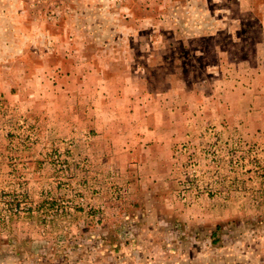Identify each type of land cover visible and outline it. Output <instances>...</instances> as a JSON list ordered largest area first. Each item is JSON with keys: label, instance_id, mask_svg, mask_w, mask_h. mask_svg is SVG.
Wrapping results in <instances>:
<instances>
[{"label": "rangeland", "instance_id": "1", "mask_svg": "<svg viewBox=\"0 0 264 264\" xmlns=\"http://www.w3.org/2000/svg\"><path fill=\"white\" fill-rule=\"evenodd\" d=\"M103 100L170 139L147 176ZM0 264H264V0H0Z\"/></svg>", "mask_w": 264, "mask_h": 264}, {"label": "crops", "instance_id": "2", "mask_svg": "<svg viewBox=\"0 0 264 264\" xmlns=\"http://www.w3.org/2000/svg\"><path fill=\"white\" fill-rule=\"evenodd\" d=\"M123 99L127 100L129 98L123 97ZM127 101L132 103L131 100ZM106 104L107 101L103 100L102 110L100 111L97 108H86L88 111L86 117L89 118L86 122L91 123L92 128L95 129L91 132L92 136L102 138L99 150L106 155L107 160L110 162L114 160L119 165L118 162L124 161L125 169L123 171L134 168L135 171L139 170V174L142 176H147L146 169L150 171L149 166L158 165L157 162L160 161L163 162L165 160L163 157L167 155V152H171L168 149L171 143L169 142L170 139L166 138L163 141L158 138L156 131L152 130L151 127L147 129L146 125L142 126L144 121L147 122V119L150 118L149 113H145L144 110H138V112L133 109V112H130L127 109L125 115H122L121 109L116 110ZM77 115L79 113H74L72 120H75L74 116ZM72 128L82 130L79 129L81 127L73 126ZM88 128L90 129L89 126ZM179 128L185 130L184 125ZM84 132H87V130H84Z\"/></svg>", "mask_w": 264, "mask_h": 264}]
</instances>
